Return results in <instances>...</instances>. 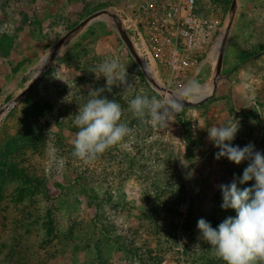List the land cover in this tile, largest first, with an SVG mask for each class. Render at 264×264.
Masks as SVG:
<instances>
[{
  "label": "rangeland",
  "instance_id": "obj_1",
  "mask_svg": "<svg viewBox=\"0 0 264 264\" xmlns=\"http://www.w3.org/2000/svg\"><path fill=\"white\" fill-rule=\"evenodd\" d=\"M195 3L211 23L208 42L175 77L147 34L141 45L126 28L129 17L138 23L135 0H0V110L15 100L0 115V264H224L197 221L215 228L236 215L221 209L218 185L238 180L248 162L215 159L207 128L234 119L233 145L264 153V0ZM101 11L128 32L142 67ZM113 57L132 87L102 95L121 104L132 131L84 163L72 156L74 117L89 90L106 84L90 69ZM213 78L210 94L187 100L207 99L165 129L128 110L137 92L167 99L190 80Z\"/></svg>",
  "mask_w": 264,
  "mask_h": 264
},
{
  "label": "clouds",
  "instance_id": "obj_2",
  "mask_svg": "<svg viewBox=\"0 0 264 264\" xmlns=\"http://www.w3.org/2000/svg\"><path fill=\"white\" fill-rule=\"evenodd\" d=\"M90 72L97 79L102 76L106 84L89 90V99L74 117L78 131L73 140L72 156L84 163L94 161L111 147L121 144L132 131L128 123L122 121L121 104L102 95L111 92L113 86L122 87L126 93L130 91L132 85L128 81L126 65L119 57H113L93 66ZM201 90L200 82L193 79L167 99L137 92L128 100V110L153 128L165 129L172 121L170 117L184 109L182 102L197 99ZM239 127L233 119L226 125L207 128L209 141L219 149L215 159L226 158L235 165L248 162L238 180L234 176L231 183L218 185L221 209H233L236 215L226 217L215 228L200 218L197 229L200 239L207 242L224 264H264V153L256 150L253 143L244 147L233 145ZM249 181H254L251 187H238ZM179 245L183 247V243Z\"/></svg>",
  "mask_w": 264,
  "mask_h": 264
},
{
  "label": "built area",
  "instance_id": "obj_3",
  "mask_svg": "<svg viewBox=\"0 0 264 264\" xmlns=\"http://www.w3.org/2000/svg\"><path fill=\"white\" fill-rule=\"evenodd\" d=\"M135 4L138 23L129 17L126 28L141 45L146 46L143 36L147 34L148 45L155 55L162 53L173 76L187 73L197 64L211 28L210 21L197 12L195 0H135Z\"/></svg>",
  "mask_w": 264,
  "mask_h": 264
},
{
  "label": "water",
  "instance_id": "obj_4",
  "mask_svg": "<svg viewBox=\"0 0 264 264\" xmlns=\"http://www.w3.org/2000/svg\"><path fill=\"white\" fill-rule=\"evenodd\" d=\"M100 13H107L109 16H111L114 19L115 22V26L117 28L118 33L120 34L122 40L124 41V43L126 44L127 48L129 49V52L131 53V55L134 57L135 61L137 62V64L142 67V61L138 55V53L136 52V50L134 49V47L132 46V43L130 41V38L128 36L127 31L125 30V28L122 26V24L120 22H118V19H116V17L112 14L109 13L107 11H101ZM98 13V14H100ZM88 20V19H87ZM86 20V21H87ZM85 21V22H86ZM68 37V34L65 35L54 47V52L61 46V43ZM54 52L51 54L50 59L48 61V65L46 66V68L51 64L53 57H54ZM221 63L218 62L217 66H216V72L220 69ZM42 74V73H41ZM41 75L38 76V78L35 80V82L40 78ZM149 81L152 83V85L154 87H156L158 90H166L165 88L161 87L158 85V83L154 80V79H149ZM35 82H33L30 87H32ZM215 85V78H213V83L212 86L214 87ZM29 87V88H30ZM207 99V97L203 98L202 100L199 101H190V100H186L183 103L184 107H197L199 105H201L205 100ZM15 103V100L10 102L9 105H7L4 109L0 110V115L1 113L10 105H13Z\"/></svg>",
  "mask_w": 264,
  "mask_h": 264
},
{
  "label": "bare ground",
  "instance_id": "obj_5",
  "mask_svg": "<svg viewBox=\"0 0 264 264\" xmlns=\"http://www.w3.org/2000/svg\"><path fill=\"white\" fill-rule=\"evenodd\" d=\"M213 90L212 84H206L202 86L201 95L210 94ZM172 95H175L174 93Z\"/></svg>",
  "mask_w": 264,
  "mask_h": 264
}]
</instances>
